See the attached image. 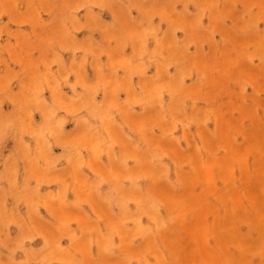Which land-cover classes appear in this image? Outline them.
I'll use <instances>...</instances> for the list:
<instances>
[{"label": "rangeland", "instance_id": "obj_1", "mask_svg": "<svg viewBox=\"0 0 264 264\" xmlns=\"http://www.w3.org/2000/svg\"><path fill=\"white\" fill-rule=\"evenodd\" d=\"M0 264H264V0H0Z\"/></svg>", "mask_w": 264, "mask_h": 264}, {"label": "bare ground", "instance_id": "obj_2", "mask_svg": "<svg viewBox=\"0 0 264 264\" xmlns=\"http://www.w3.org/2000/svg\"><path fill=\"white\" fill-rule=\"evenodd\" d=\"M128 194V193H126ZM141 194V193H140ZM149 199H144L143 197H140L137 199L136 205H140V209L145 211L153 212L155 209L152 206V201H148Z\"/></svg>", "mask_w": 264, "mask_h": 264}]
</instances>
